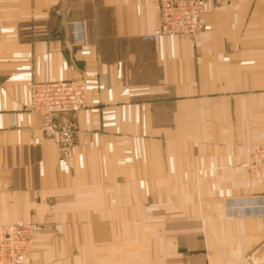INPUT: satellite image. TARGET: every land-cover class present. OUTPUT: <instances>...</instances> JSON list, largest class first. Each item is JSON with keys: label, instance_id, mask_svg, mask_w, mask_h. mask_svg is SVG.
I'll use <instances>...</instances> for the list:
<instances>
[{"label": "crops", "instance_id": "crops-1", "mask_svg": "<svg viewBox=\"0 0 264 264\" xmlns=\"http://www.w3.org/2000/svg\"><path fill=\"white\" fill-rule=\"evenodd\" d=\"M204 22L143 40L156 0H0V224L40 226L26 264H264L246 166L264 0L209 3ZM71 78L87 90L67 161L27 106L33 81Z\"/></svg>", "mask_w": 264, "mask_h": 264}, {"label": "built area", "instance_id": "built-area-1", "mask_svg": "<svg viewBox=\"0 0 264 264\" xmlns=\"http://www.w3.org/2000/svg\"><path fill=\"white\" fill-rule=\"evenodd\" d=\"M227 0H156L158 23L143 38L177 36L195 40L204 30L209 3L219 6ZM86 99V86L76 78L43 80L30 86L28 111L41 117L46 137L59 144L62 157L72 161L78 143V114ZM264 196V142L258 144L246 164ZM38 226L22 219L0 224V264H26Z\"/></svg>", "mask_w": 264, "mask_h": 264}, {"label": "rangeland", "instance_id": "rangeland-1", "mask_svg": "<svg viewBox=\"0 0 264 264\" xmlns=\"http://www.w3.org/2000/svg\"><path fill=\"white\" fill-rule=\"evenodd\" d=\"M208 11H209V10H208ZM205 16H206V15H205ZM204 18H205V17H204ZM71 24H72L73 27H79V28L82 27V25H81L80 23H78V22H71ZM204 24H205V22H204ZM155 27H156V26H155ZM205 28H206V26H205ZM145 34H146V33H145ZM145 34H142V35H141V38H142L143 40H149V39H144V38H143V36H144ZM82 35H83V34H82ZM196 39H197V38H196ZM196 39H195V40H196ZM155 40H156V39H155ZM190 40H191V39H190ZM71 79H73V78H71ZM37 81H38V80L33 81L32 84H33L34 82H37ZM42 81H43V80H42ZM79 81H81V80H79ZM81 82L84 83L83 81H81ZM84 84H85V83H84ZM85 86H86V84H85ZM86 90H87V86H86ZM27 109H28V107H27ZM79 113H80V112H79ZM79 131H80V129L78 130V132H79ZM45 137H46V136H45ZM47 138H48V137H47ZM50 138H51V137H50ZM78 143H79V133H78ZM78 143H77V145H78ZM77 145H76V146H77ZM58 146H59V144H58ZM61 157H62V155H61ZM62 159H64V158L62 157ZM64 160H65V159H64Z\"/></svg>", "mask_w": 264, "mask_h": 264}, {"label": "bare ground", "instance_id": "bare-ground-1", "mask_svg": "<svg viewBox=\"0 0 264 264\" xmlns=\"http://www.w3.org/2000/svg\"><path fill=\"white\" fill-rule=\"evenodd\" d=\"M22 220H24V219H22ZM24 221H26V220H24ZM27 222V221H26ZM28 223H30V222H28ZM7 224V223H6ZM30 224H33V223H30ZM37 226H38V224H36ZM38 228V231H37V234H38V232L40 231V226H38L37 227ZM37 236V235H36ZM34 242H35V240H34ZM34 242H33V245H34ZM33 245H32V247H33ZM32 250V249H31ZM31 250H30V252H31ZM30 254V253H29ZM29 256V255H28Z\"/></svg>", "mask_w": 264, "mask_h": 264}]
</instances>
